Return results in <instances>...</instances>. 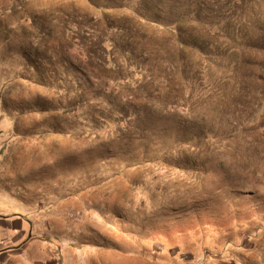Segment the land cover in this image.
<instances>
[{
	"label": "rangeland",
	"instance_id": "obj_1",
	"mask_svg": "<svg viewBox=\"0 0 264 264\" xmlns=\"http://www.w3.org/2000/svg\"><path fill=\"white\" fill-rule=\"evenodd\" d=\"M0 175V249L264 264V0H0Z\"/></svg>",
	"mask_w": 264,
	"mask_h": 264
},
{
	"label": "crops",
	"instance_id": "obj_2",
	"mask_svg": "<svg viewBox=\"0 0 264 264\" xmlns=\"http://www.w3.org/2000/svg\"><path fill=\"white\" fill-rule=\"evenodd\" d=\"M7 182H10L12 183V186L10 187L11 190L19 193L17 190H18V186H16L17 181L15 182H12L10 179H8V176L6 175H0V186L3 184V183H7ZM14 184V185H13ZM22 186V185H21ZM8 188V187H7ZM23 188V187H22ZM20 191L22 192V190L20 189ZM18 196V194H17ZM22 198V197H20ZM23 199V198H22ZM17 215V214H15ZM15 215H11V216H0V240L2 239V233L8 231V228H11V229H14L17 232H20V231H23V228H25V223H24V220H21L19 218H13V216ZM13 219L12 221H8L7 219ZM43 219V217H39L37 218V220H32L31 222V231H30V236L28 238H26V236H19V237H16V240H18V242L20 243H15V244H18V245H14V246H6V247H3L2 249H0V264H22L23 260L22 258L19 256V255H13L15 253H6L7 251H14V250H17L18 248H20L21 246L22 247H27V248H30L31 252L29 253V258H30V263L31 264H62L63 263V260L68 262L69 259H65V258H69L71 257V255H67L66 253H69L67 252V247L69 246V244H66L63 248H62V243L60 241H57L56 238H52V239H47L45 237H38L34 231L35 229H41L44 227L43 224H39L40 221ZM5 234V233H4ZM15 237V236H14ZM12 240L14 238H11ZM52 242L54 241V244H58L59 246V250H57L56 248L53 249V248H50V246H45V243L46 242ZM49 245V244H48ZM38 248H42L41 251H42V255L44 259L43 262L41 263H36L35 262V259L36 257H34V255L31 256V253L35 250H37ZM102 247H100L101 249ZM62 249V251H61ZM109 249V248H108ZM108 254L106 255L105 253H103L102 256H100V260L102 261V264H123L122 263V255H120V253L118 254L116 249H109L108 250ZM17 253V252H16ZM65 255V256H59V255ZM77 255V254H76ZM72 256H75V255H72ZM91 257H96V256H91ZM64 258V259H63ZM99 264V263H98Z\"/></svg>",
	"mask_w": 264,
	"mask_h": 264
},
{
	"label": "trees",
	"instance_id": "obj_3",
	"mask_svg": "<svg viewBox=\"0 0 264 264\" xmlns=\"http://www.w3.org/2000/svg\"><path fill=\"white\" fill-rule=\"evenodd\" d=\"M205 24H207V23H205ZM178 43H179V45H184L185 41L182 40L181 37H179V38H178ZM32 67H33L36 71H38V67H37V65L34 64V65H32ZM120 82L125 83L126 81H120ZM128 82H129V81H128Z\"/></svg>",
	"mask_w": 264,
	"mask_h": 264
}]
</instances>
